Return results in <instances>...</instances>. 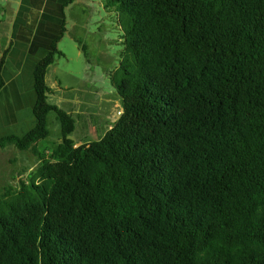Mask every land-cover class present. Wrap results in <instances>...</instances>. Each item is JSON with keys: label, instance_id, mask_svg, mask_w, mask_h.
<instances>
[{"label": "trees", "instance_id": "1", "mask_svg": "<svg viewBox=\"0 0 264 264\" xmlns=\"http://www.w3.org/2000/svg\"><path fill=\"white\" fill-rule=\"evenodd\" d=\"M107 1L119 118L78 144L49 102L63 21L34 64L33 126L0 136L38 157L1 188L0 264H264V0ZM51 111L62 140L39 153Z\"/></svg>", "mask_w": 264, "mask_h": 264}, {"label": "rangeland", "instance_id": "2", "mask_svg": "<svg viewBox=\"0 0 264 264\" xmlns=\"http://www.w3.org/2000/svg\"><path fill=\"white\" fill-rule=\"evenodd\" d=\"M0 0V57L10 48L4 68L6 85L0 93V136L24 135L34 124L36 101L33 65L56 39L62 55L49 66V102L73 115L70 135L78 144L101 137L120 115L122 102L111 83L124 49L120 14L107 0ZM65 4V5H64ZM87 46L88 55L81 48ZM17 73H19L17 75ZM49 137L38 145L44 153L62 140L55 111L48 115ZM38 165L32 150L0 147V191L18 183Z\"/></svg>", "mask_w": 264, "mask_h": 264}, {"label": "crops", "instance_id": "3", "mask_svg": "<svg viewBox=\"0 0 264 264\" xmlns=\"http://www.w3.org/2000/svg\"><path fill=\"white\" fill-rule=\"evenodd\" d=\"M35 64V63H34ZM33 68H34V65H33ZM19 73H17V75H18Z\"/></svg>", "mask_w": 264, "mask_h": 264}]
</instances>
